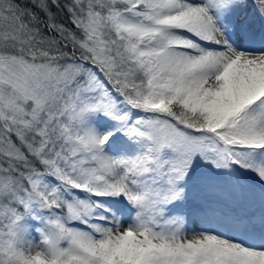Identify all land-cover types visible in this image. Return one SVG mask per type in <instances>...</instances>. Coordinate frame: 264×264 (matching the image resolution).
<instances>
[{"label":"snow or ice","instance_id":"snow-or-ice-1","mask_svg":"<svg viewBox=\"0 0 264 264\" xmlns=\"http://www.w3.org/2000/svg\"><path fill=\"white\" fill-rule=\"evenodd\" d=\"M0 264H264V0H0Z\"/></svg>","mask_w":264,"mask_h":264}]
</instances>
